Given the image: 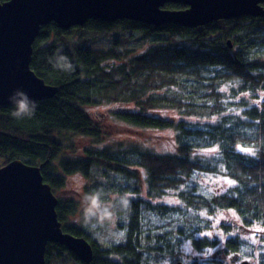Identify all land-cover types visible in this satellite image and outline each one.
Segmentation results:
<instances>
[{
  "label": "trees",
  "instance_id": "trees-1",
  "mask_svg": "<svg viewBox=\"0 0 264 264\" xmlns=\"http://www.w3.org/2000/svg\"><path fill=\"white\" fill-rule=\"evenodd\" d=\"M222 21L196 29L90 21L77 28L79 39L105 33L94 44L84 41L93 47L68 38L75 28L51 23L40 30L31 69L58 93L30 102L34 112L20 119L14 105L0 106V168L16 160L43 165L55 196L71 193L69 177L84 179L85 192L57 197V213L65 233L91 243V264H177L189 242L201 253L189 264H222L207 258L222 238L206 233L217 229L230 262L238 255L264 264L261 246L232 236L264 227V19ZM138 34L143 43L131 49ZM103 37L107 44L98 47ZM88 107L108 108L123 127L174 131L175 152L107 145L104 114ZM219 177L233 183L225 192L211 190L210 180ZM122 191L130 209L106 225L123 231L119 242L83 225L86 193L100 192L107 202ZM225 212L235 221L218 226ZM46 251L47 264H84L65 247L49 244Z\"/></svg>",
  "mask_w": 264,
  "mask_h": 264
},
{
  "label": "water",
  "instance_id": "water-1",
  "mask_svg": "<svg viewBox=\"0 0 264 264\" xmlns=\"http://www.w3.org/2000/svg\"><path fill=\"white\" fill-rule=\"evenodd\" d=\"M169 4L184 9H166ZM243 17L264 19V0H9L0 4V106L14 105L9 97L17 89L29 102L58 93V87L46 84L31 69L40 30L51 23L64 31L90 21L125 20L196 29ZM42 166L16 160L0 168V264H47L49 244L65 247L80 262L91 264L93 246L64 232L59 199L44 182Z\"/></svg>",
  "mask_w": 264,
  "mask_h": 264
},
{
  "label": "rangeland",
  "instance_id": "rangeland-1",
  "mask_svg": "<svg viewBox=\"0 0 264 264\" xmlns=\"http://www.w3.org/2000/svg\"><path fill=\"white\" fill-rule=\"evenodd\" d=\"M171 10H175V9H171ZM79 30H80L79 28L73 29L72 31L73 34L68 36V38L76 40L77 44L81 46L85 44L84 41H86L87 43L94 44L93 41H97L96 38L100 34H105V33H100V32L95 33L93 31H90L91 33H88V34L85 33L86 39H79L80 38ZM114 33L117 34V36L119 34V32L117 31H114ZM114 33H108V34L113 35ZM139 38H140L139 34L136 35L135 40H137V42L129 46L131 49L141 47V44L143 42L138 41ZM105 44L107 43L104 42V37H103V40L98 45V47H105L104 46ZM85 45H89L93 47L90 44H85ZM108 46L109 45H106V47ZM86 111L88 113L89 111L93 112L94 115H96V113L100 114L101 112L104 114V116L103 114L102 116L105 118V121H104L105 127H106L105 134H108V137H109L107 139V142H105L107 145H111V144L113 145L116 143L136 144V145L143 147L144 149H148L153 152L160 153V154H168V153L175 152V139H174L175 133L172 130H167V131L140 130L137 128H129V127L127 128V127L120 126V124L116 123L115 121H112L109 118L108 108L106 107H92V108L88 107L86 108ZM228 181H229L228 179L222 178V177L212 178L210 180V183L212 184L211 190H217V192H225L226 190H228L227 188H229V186L231 185L228 183ZM84 185H85V181L80 176L74 175L72 177H69L67 187L71 193L70 194L64 193V195L59 194L57 195V197H63V196L64 197H72V196L74 197L73 193L76 194V192H82V193L85 192ZM82 207L83 206L81 204L80 209H82ZM218 219H219L218 226L221 220L223 221V224L227 226V222L235 221L234 220L235 215L233 212L232 213L225 212V213L220 214ZM101 228L104 229V232H106L108 229V227L106 228V226H103ZM220 230L217 229L216 231H213L211 235H209L210 237H212L213 233H215L216 235L220 236L222 240L216 246V248L210 254L207 255V258H213V260L214 259L219 260L222 264H231L230 262L231 258L230 256H226L227 253L225 252V242L223 239V231H220ZM234 235L238 236L240 239L243 238V240L244 239L249 240L251 244L253 245L257 244L261 246V250H264V227L260 228L259 230L254 229V231L253 230L244 231V233L234 232L232 236ZM260 255L261 253L259 254V256ZM199 256H201V253H199L198 250H196L193 247L192 243H189L183 246L182 255H180L179 257L183 259L182 260L183 264H189L193 262V260L198 259Z\"/></svg>",
  "mask_w": 264,
  "mask_h": 264
},
{
  "label": "clouds",
  "instance_id": "clouds-1",
  "mask_svg": "<svg viewBox=\"0 0 264 264\" xmlns=\"http://www.w3.org/2000/svg\"><path fill=\"white\" fill-rule=\"evenodd\" d=\"M60 60L61 66H63L66 58L61 57ZM17 97H21V99H17ZM9 99L14 103L12 115L15 118L30 116L34 112L35 104H30L27 96L19 89ZM82 206L83 225L94 231L98 227L114 224L118 217L125 215L130 209L131 198L127 191H122L115 196V199L106 202L101 198L100 192L86 193L82 197ZM123 235V231H116L108 227L104 238L119 242Z\"/></svg>",
  "mask_w": 264,
  "mask_h": 264
},
{
  "label": "snow or ice",
  "instance_id": "snow-or-ice-1",
  "mask_svg": "<svg viewBox=\"0 0 264 264\" xmlns=\"http://www.w3.org/2000/svg\"><path fill=\"white\" fill-rule=\"evenodd\" d=\"M213 121H215V117H213ZM241 151H245V149H240ZM216 149H206L204 150V152L200 153L201 155H208L211 152H215ZM245 152H251V151H245ZM254 154V153H252ZM197 155V153H193V156ZM229 184H233L232 181H228ZM168 203H172V201H168ZM201 215H204V213H201ZM219 223V221H218ZM206 235H211V233H206ZM190 243V242H189ZM209 252L211 251V249L208 250ZM165 264H167V262H165Z\"/></svg>",
  "mask_w": 264,
  "mask_h": 264
},
{
  "label": "flooded vegetation",
  "instance_id": "flooded-vegetation-1",
  "mask_svg": "<svg viewBox=\"0 0 264 264\" xmlns=\"http://www.w3.org/2000/svg\"><path fill=\"white\" fill-rule=\"evenodd\" d=\"M245 261H249V262L255 264L254 262L250 261L249 259H242V258L239 257L238 255H232V260H231V262H232L233 264H243V263H245Z\"/></svg>",
  "mask_w": 264,
  "mask_h": 264
}]
</instances>
